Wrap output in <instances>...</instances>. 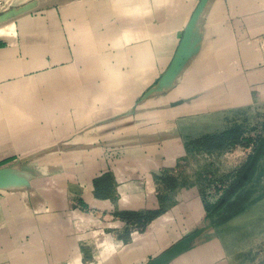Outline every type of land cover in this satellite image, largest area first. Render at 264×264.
Listing matches in <instances>:
<instances>
[{"label":"crops","instance_id":"crops-1","mask_svg":"<svg viewBox=\"0 0 264 264\" xmlns=\"http://www.w3.org/2000/svg\"><path fill=\"white\" fill-rule=\"evenodd\" d=\"M200 2L0 0V11L29 4L46 10L44 18L21 17L18 34L15 21L0 23V167L21 157L13 169L30 181L0 190V264H146L194 233L196 241L171 264H242L241 254L252 252L226 246L214 222L243 218L259 204L238 210L247 203L240 201L247 154L224 152L217 169L224 192L214 207L204 195L169 205L163 180L194 151L179 122L264 102V0H204L197 50L167 89L172 103L182 102L167 104L166 116L138 108L136 117L93 119L101 109L131 107L164 75ZM38 25L45 44L28 36ZM106 42L117 48L111 58L99 54ZM124 43L135 46L124 50ZM221 120L220 127L230 126ZM73 121L78 135L67 139ZM61 174L75 176L73 191L56 186ZM68 198L95 213L70 212ZM91 222L109 233L106 249L86 230Z\"/></svg>","mask_w":264,"mask_h":264},{"label":"rangeland","instance_id":"rangeland-1","mask_svg":"<svg viewBox=\"0 0 264 264\" xmlns=\"http://www.w3.org/2000/svg\"><path fill=\"white\" fill-rule=\"evenodd\" d=\"M2 5H5L4 2H1V6ZM36 9L37 5L34 4V7L30 11L25 12L22 15L14 17L12 19V21H15L16 34L19 33L18 21L26 14L31 19H36L40 16H42V18L45 17L46 10L41 14L39 11H36ZM7 12L8 10L0 11V16L4 15ZM114 20H116V18ZM237 28V24L233 25L235 36L239 41L241 37L237 31ZM30 33L34 34L33 40L40 39L41 42L47 40L46 32L42 30L41 25L34 27V29L31 28L30 31L28 30V36ZM107 39L108 37L104 35L102 41H106ZM67 46L73 57L72 63H75L76 60L74 56L73 46L70 43H68ZM103 46L105 47V49L99 51V54L110 56V58L113 57V53H116V46L108 42L104 43ZM133 46H135V44L130 43V45H127L126 43H124V50L127 49V47L129 49ZM111 63L115 64L112 61ZM66 65L67 64L63 65L62 67ZM170 67L171 65L169 66V68ZM169 68L159 80L148 87L146 91H144L142 96H140L134 103H132L133 105H131V107H126L127 109L122 107H116L115 109H101L102 111L100 110L99 112L93 114L94 121H99L100 124H102L104 121L109 120V117H111L112 115H116L118 120H122L123 117L128 114L136 117L138 115V108L142 111L141 114L151 112L158 113L162 117L166 116V111L168 110V107H166V105L171 103V105L174 106L182 102V100H175L172 103L171 101L173 100L170 99L168 93L170 89L167 90V88L164 87L161 88V90H159L157 93V95L163 94L164 96L162 97H157L155 99V93L151 95H148V93H150L160 84L162 78L166 75ZM176 79L177 76L174 80L168 81V88H171L173 84L175 85ZM151 99L153 101L147 102L145 104L146 107L141 106L145 101ZM222 118L230 123L229 127H220ZM133 120L134 118L132 119V121ZM233 121L237 122L234 123ZM179 123L174 124L173 121H169L168 125H181L180 131L186 138L188 149H194V151L189 152L186 157L180 158L176 171H173L172 174H167L168 176L165 178V180H163V192L168 193V196H170V198L168 199L169 205H173L172 203L183 200L187 197L204 195L213 200V202H211V207H214L213 205L216 204L213 203H218V201H220L218 200V197H220V191L224 192L222 184L219 180V174L217 172L220 161L224 160V152H228L234 155L237 152H243L244 154H247V156H245V159L247 160V162H244L246 163L245 165H249V161L258 153V161L252 169V172L249 173L248 180L243 183V189L240 194V201H244L247 203H244L242 206L240 205L238 210H241L243 206H250L251 202H255L256 204H258L259 202V204L250 210H246L247 214L243 218L231 220L225 219V217L224 219H220L216 216L214 222L217 221L219 223L220 220L218 232L220 233L224 244L230 249H252V252L251 250H247L249 252H243L241 254L242 256L240 260L242 264H264V102L258 103L254 107L248 109H240L227 113L217 112L211 115H196ZM77 125L78 124L74 121L70 124V127H72L73 130H67V139H69L71 135V138H74L75 135H78L79 129L77 128ZM90 126L91 124L88 123L85 125V127L83 125V128H88ZM148 128H150L149 125ZM231 130L234 131L235 134L242 133V136L238 140L227 139L226 141H222L218 139V137L223 134V132L225 133ZM231 158H234L236 160L239 159L238 156H232ZM76 159V157H72L71 163L75 164ZM13 162H21V157H13L9 159L5 164H7L6 166H13L15 165V163ZM245 168L246 166H244L243 169ZM62 176L63 175L61 174V177L59 178V175H56L55 178L57 179V182L59 179H64L63 181H61V183L58 182L56 186H64V188H66L67 190L73 191L75 189L76 182L75 176L66 175V178ZM49 181L50 179L47 183L48 187L52 185ZM229 188L230 189L228 193H232L235 190L234 186H230ZM68 199L70 200V198ZM68 206V210L70 212H75L78 210L82 212L91 211L90 209H87L86 207L81 206L79 203L73 202L72 200L69 201ZM232 213H228L227 216H230ZM251 214H253L252 219H247ZM98 224L95 222H91V224L87 223L86 227V230L94 233L95 237L97 238L102 236L103 234L98 232L99 230H101L99 229ZM104 234L106 235L109 233L106 232Z\"/></svg>","mask_w":264,"mask_h":264},{"label":"water","instance_id":"water-1","mask_svg":"<svg viewBox=\"0 0 264 264\" xmlns=\"http://www.w3.org/2000/svg\"><path fill=\"white\" fill-rule=\"evenodd\" d=\"M204 0H201L196 12L194 13L188 27L185 30L182 41L177 50L176 56L171 64L166 75L162 78L160 84L152 90L148 95L153 93H157L161 88L169 89L168 81L174 80L176 76L180 74L184 65L187 61L192 57L197 50V41H196V25L199 19V15H197L198 9ZM34 6L32 4L23 6L18 9L8 10L7 13L0 16V23L10 21L14 17H18L25 12L30 11ZM168 85V86H167ZM258 153L252 158L249 167L247 168L246 173L244 174V178L248 179L249 173L256 165L258 161ZM13 166H3L0 167V190L2 189H11V188H26L30 186V181L26 174L21 171V173H17L14 171ZM199 233H194L190 236L185 237L179 242L172 245L170 248L162 252L159 256L155 257L151 261L146 264H171L175 259L180 257L182 254L187 252L193 243L198 238Z\"/></svg>","mask_w":264,"mask_h":264},{"label":"trees","instance_id":"trees-1","mask_svg":"<svg viewBox=\"0 0 264 264\" xmlns=\"http://www.w3.org/2000/svg\"><path fill=\"white\" fill-rule=\"evenodd\" d=\"M4 44L2 42H0V47H2ZM242 136V133H237L235 134L234 131H227L223 134H221L218 139L222 140V141H226L227 139H239Z\"/></svg>","mask_w":264,"mask_h":264},{"label":"bare ground","instance_id":"bare-ground-1","mask_svg":"<svg viewBox=\"0 0 264 264\" xmlns=\"http://www.w3.org/2000/svg\"><path fill=\"white\" fill-rule=\"evenodd\" d=\"M5 31H6V29H2V30H1V33L4 35ZM7 144H8V143H7ZM106 239H107V238H105V237H102V238H101V240L103 241V244H105V249H106V243H107Z\"/></svg>","mask_w":264,"mask_h":264},{"label":"built area","instance_id":"built-area-1","mask_svg":"<svg viewBox=\"0 0 264 264\" xmlns=\"http://www.w3.org/2000/svg\"><path fill=\"white\" fill-rule=\"evenodd\" d=\"M79 211V210H78ZM89 213H95L94 211H89ZM101 237H105L107 238L106 241H108V236H106L104 233L102 234ZM102 247L105 248V244H103V242L101 243Z\"/></svg>","mask_w":264,"mask_h":264}]
</instances>
